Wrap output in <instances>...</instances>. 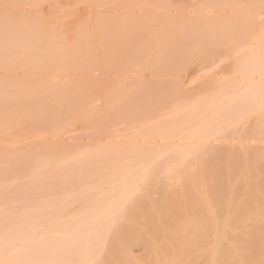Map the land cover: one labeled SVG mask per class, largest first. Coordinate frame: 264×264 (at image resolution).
<instances>
[{
	"label": "rangeland",
	"instance_id": "1",
	"mask_svg": "<svg viewBox=\"0 0 264 264\" xmlns=\"http://www.w3.org/2000/svg\"><path fill=\"white\" fill-rule=\"evenodd\" d=\"M108 1L107 0H0V72L3 73L0 74L1 76L2 75L4 76L5 72L8 73L12 71L11 73L6 74V76L15 75V74L22 75L23 77L19 75L20 81L18 76H14V78L17 77L18 79L16 81H15L16 78L12 79V82L13 83L17 82L15 84H19L20 82L21 84V85L19 84L20 86L22 87H24V85L26 86V88L24 87V90L25 91L27 90L26 92L30 94L31 98L29 94H27L25 91L22 92L27 94L26 95L27 101L28 100L31 102L33 100H35V102L39 101V106H38V102L37 103L32 102L28 113H25V111L22 113L23 116L29 114L26 115V117L22 116V118H19L21 116L19 115L18 118H16L17 115L16 116L13 115L12 118H16L18 122L19 121L21 122L24 128L28 127L27 129L29 130L31 129V127L35 129L34 126H38L39 125L38 123H40L41 127H43L42 130H40L41 128L40 125H39L40 128L36 127L37 130L36 129L35 130L37 132L34 131L32 128L33 132H31L30 135L29 134L27 135L25 134L26 132L24 131L21 134H14V130H16L15 129L16 124H13L12 126L8 127L7 128L8 130L4 128L3 125L0 126L1 128L3 127L2 129L0 128V133H1L0 139L5 138L3 141L0 140L1 149L2 148L6 150L15 149V148H10L13 146L16 147L17 149V146L19 147L20 145H21L20 147H23L22 152H20L21 150L20 151L16 150L17 153L16 151L14 152L13 151L6 152V150L5 151L2 150V152L0 151L2 154L4 152H5L4 154H6V156L4 155V157L3 155L0 154V164L1 163L4 164L6 163V161L9 162L8 165L7 164H5V166L2 164L0 165L1 170L2 168L6 169V170L5 169L2 170V172L5 170L2 174L0 170V176L1 175L3 176V177L1 176L2 178L0 177V184H1L0 191H2L0 192V211L4 210L3 212L5 213L6 210L9 211L10 208L9 213L15 212L16 214L15 217L18 218L19 216L20 218H22L19 219L23 221L26 220L25 216L27 215L29 217L30 214L31 215L34 214L32 216L35 217V219H33L32 216L29 217L25 221V223L23 221L21 222L18 219L22 223L23 228L28 227V225L30 224V223L27 224L26 222H31V226L28 227L29 229L27 228L28 231L26 230V228L25 230L22 228L24 230V233H22V229L20 230L22 226L19 227L20 224H18L17 220L14 219L15 217L12 215L11 217L12 219L10 218V215L12 213L10 215H7L6 217L4 216L5 214L3 215V213L1 212L0 215L1 216L3 215L2 220L5 221L4 223L2 222L1 223L5 227L7 225V228L9 229L7 230V228L5 229L4 226L2 227V225H0L1 230L2 228L5 231L7 230L9 232L11 230V233L9 235L8 234L9 232L7 233L6 231L9 238L5 235V239H9V240H7L4 243L3 240L5 239L1 237L4 235L1 234L3 232H1L0 230L1 232L0 240L3 241L2 245L4 243V246L5 244L7 245V243L11 241L10 243L11 246H9L10 244H8V247L5 246L6 248H10V250L9 249L4 250L3 255L0 256V263L2 264L5 261L8 262L6 264L9 263L19 264V262L23 264V262L21 261L26 260L27 264H29L30 261H32L31 264H36L37 262H39L41 258L39 256L42 255L41 252L37 253V255L31 253L33 255V256L31 255V258H33V260L28 261L30 259V257H28L29 254L25 256V254L21 250L20 251L17 250H19L20 248L22 249L23 248L22 245L24 244H26L24 245V247L29 246L28 244L30 243L33 244L32 242L34 240H35L34 242L36 243V238H38L37 242L40 239V237L42 240L45 237H47L48 239L50 238L49 240H51L56 234L55 230H53L54 225L56 224L61 225V223L64 224L68 222V220L70 221L72 217L75 218L76 215H77L76 218H81L79 216H81V214H84V212L87 211L86 209H88L89 211L91 210L88 208L89 204L87 201L90 202V200L92 201V199H95L97 200L95 201L96 203L97 202L101 203L103 201L102 199L103 195L108 197L111 196L113 198L112 195L114 194L116 195L118 193L120 198L118 197V195L116 196L114 195V197H116L115 199H120L122 201L117 200L116 203V200L113 199L114 200L113 201L109 197L110 200L116 203L118 206L119 204H121V202H124L123 201L124 199H121L123 196L122 195L123 189L117 186L119 190H121L119 191L117 190L118 188H116L115 186L118 184L121 186L123 185L121 184L123 182L119 181L118 179V177L120 178V176L122 175V172L126 173V172H131V171L134 172L139 170L138 171L139 176L143 177L144 176L143 173H145V171L147 172V170L149 171L150 168L155 170L156 171L155 173L157 174L159 172L158 175L156 174L158 176L157 183L151 186L150 189H148V186L144 184L143 180H140L142 181V183L138 181V184H136L137 186L140 184L138 187V192H136L133 197H131L132 196L131 195L130 196L131 198L125 195L126 200H128L129 198L132 200L131 202L130 200H128V204L130 206L132 205L131 206L132 213L136 220L133 221L126 220L127 224H125L126 222L124 221L125 220L124 218H122L121 220H117L118 216H120L121 214V211L118 212L117 210H113L110 212V210L112 209L111 208L109 212L106 213L108 218L107 217L105 218V216H103V218L106 219V221L108 219L106 225H107V229H110V233L108 234L107 237L109 238L111 236L112 230L116 229V227L120 225L121 226L123 225L125 226L126 231H128L129 233H131V235H134L135 237H137L136 236L137 232L135 231V229L139 227L144 229L146 228L148 231L151 230L155 231L156 235L153 239L163 234L166 235L167 237H170L168 235L175 234L176 237H180L179 243L180 241L182 242L186 241V239L189 237V234L190 237L188 239H192V237L195 236L194 235L195 233H193V231L197 232L196 235H198L200 232V231L198 232L197 229H193L194 222L198 220L197 216L199 214L198 212H195L194 208H190V206H188V204L190 205V203L192 202L188 201L187 206H185L186 203L185 204L182 203L183 202L182 200L184 199L181 197H184L183 181L185 178V174H187L188 168L190 169L191 172L193 171L195 172L199 169V159L204 162L202 167L206 172L205 174L207 180L210 182L209 185L213 188L214 191V199L216 203V219L218 220V224H220L221 222L224 223L225 221H229L228 219L230 218L231 220L233 219L235 220V221L233 220V223L232 221L228 222V225L230 224L229 227L230 228L232 227L231 228L232 230L229 229V227L225 223H224L225 225L222 223L221 226H225V227L227 226L228 228L227 227L226 228L228 230L226 228H222L220 225H218L219 228L216 226L218 229L221 228L223 229L218 231V229L216 228V232L218 231V234L216 233L217 235H219L222 232V234H225L227 236L225 239L226 242L224 241L225 244L224 247L226 248V246L229 247L230 245L233 246V247L230 246L231 248V249L229 248L230 251H228V248L225 249L227 252H229V254H226L227 253L226 252L223 255L224 258L226 257L225 259L228 260V262L224 258H222L221 263L222 262L225 263L227 262L226 264L264 263V60L259 64V66L256 69L250 71H244V69L240 68L241 65L238 63L240 59L248 55H255L257 57L264 58L263 56L264 31H254L253 32V38H255L254 42L246 41L244 45L237 46L230 42L231 36H229L230 33L228 32L231 31H229V29L227 30L223 29L222 32L224 33L225 30L228 36L224 33L226 37H221L224 39L225 42L222 40L223 42L221 41L220 42L223 45L221 43L218 44L221 45L220 47L218 46L219 48L217 49L216 64L214 66H210L206 68L199 63V55L196 54L197 56H194L193 54L187 57L185 55L186 52L185 53L180 52L181 46L182 47L185 46L184 44L179 43L180 38H176L179 41H175L173 42V44L171 43L172 45L170 44V46H168L167 44L165 45L164 41H159V42L152 41L149 38L150 36H148L146 33L143 34L142 32H140L143 35L142 36L138 32V29L136 31V29L133 28L134 26H131L132 27L130 28L131 30L128 29V31L120 30L121 33L120 36L118 30H108L101 27L103 25H106V22L100 21L103 23L105 22L103 25L100 26L99 21H97V16L95 17V14L98 15V13H100L99 15L101 16L103 15L102 12L106 11V14L104 13V16L107 15L108 10L109 11L111 10V6H109L107 2L111 4H115L116 2L115 6L112 5L115 8L113 7L114 9H112V13L113 12L114 13L111 14L110 16L114 14H115L114 16H117L118 12L116 11L122 8L121 4L126 5L124 0L121 1L115 0V2H113L114 0L113 1L108 0ZM135 1L137 2L135 3ZM142 1L144 0H141V2L140 0H130V2H133L132 4H135L137 6L141 4L144 5L146 2H148L146 0L144 1L145 3L143 4ZM163 1L165 0H160V2H156L155 0L151 2L150 0V2L152 3L151 5L153 6H157V4L159 3L161 4L162 2L161 6L158 5L159 8L164 7ZM172 1L166 0V2L164 3H166L167 5L168 2H170L171 4L170 3L169 4L171 6H169V4L168 6L170 7V9H172L174 7L179 8L180 6L187 7L188 5L189 7H191L192 5H194V2L196 0H186V2L184 1L183 3L184 6H182L183 5L182 0H181L182 2L180 0L177 1L174 0V2L181 3V4L179 3L174 4L175 6L173 5ZM199 1L200 3L204 2V0L203 1L199 0ZM199 1L197 0L196 2L199 3ZM219 1L221 2V0ZM150 2L146 3V5L150 4ZM196 2L195 4H197ZM185 3H189V4H187L186 6ZM207 3L210 4V0ZM103 4H106L105 7H109V8L105 9ZM119 5L121 8L119 7ZM178 5L180 6L178 7ZM87 7L89 8V10ZM99 7L100 10L98 11ZM117 7L119 9H117ZM165 8L168 7L165 6ZM93 9H97V11L96 10L93 11ZM91 11L93 13L95 12L94 15ZM90 12L92 13V15L90 14ZM107 16H109V13ZM94 17L96 18V21ZM99 19L107 20V17H104L102 19L101 16V18ZM169 28L165 29L167 31H164L165 33L163 32V35L167 34L166 32H168V34H172L170 33ZM172 28H171V32L174 31V33H176V28L175 30H172ZM218 32L219 35L222 33L221 30H219ZM218 32H216V35H218ZM138 34L140 35L138 36ZM145 34L150 41L147 38L143 39L144 41L142 39H139V37L144 38ZM191 34L194 33L190 32V35ZM221 36H223V34H221ZM218 37L220 39V36ZM135 38L136 39L138 38V40H140L141 43L142 42L146 43L148 45L147 48L150 49L152 52L156 53L152 57L151 64L145 69L146 77L144 78L143 82L134 83L132 86H130L127 89L126 92L127 94L126 96L123 97H125L124 101L126 100L129 101L128 99H131L128 103L129 105L123 102V100L121 101L115 100L113 102H110L109 104L107 102L106 104L104 100L105 95L102 86L104 83L97 78L98 77L96 76L97 73L93 74L95 72L94 69L96 67H99L100 64L103 65V61L106 56L111 54L114 55L118 53V51L121 50L122 48L124 49L125 47H129L128 49L133 48V51L137 50L139 48L137 46L139 45L141 46V44ZM225 38L228 39V41ZM184 41L186 40L181 41V43H184ZM189 41L191 43L194 42L193 45H195L197 38L195 41H193L191 35L188 40V43H190ZM205 41L201 40V43ZM176 42L180 44V46L178 44H174ZM208 43H211V41L209 40ZM253 43L254 45L251 47V44ZM149 45H151V47H149ZM135 47L137 48L135 49ZM182 49H184L183 51H185V47ZM159 50H161V53L158 54L157 52ZM187 50L189 51L191 49L188 48ZM29 63H32L33 65H30ZM35 63L36 65H34ZM45 67H47V70ZM63 67L66 68L64 69ZM22 69H24L25 71L27 70L26 73H24L25 71L24 70L22 71ZM55 69H58L59 73L56 72L57 70ZM51 71H53L54 73L53 72L51 73ZM40 72L46 75H42ZM34 73L36 77L34 76ZM57 73L58 75L59 74L60 75L58 76ZM51 75L56 76L57 81L55 82L57 83V87L59 89L57 87H52V85H54L53 83L54 79L50 78L52 77ZM4 77H3V81L2 80L0 81L2 85H4L3 88H5V85H7L5 84V82L8 81V84L11 83V80L9 79L7 80ZM24 77H27L28 80L27 78ZM136 77L141 78V76H136ZM6 78H10V77H6ZM87 78L89 81L87 80ZM52 80L53 82H51ZM98 80L100 84L98 83L97 85L96 82H98ZM46 81L47 82L49 81L50 86ZM90 81L93 85L90 84ZM92 81L93 82L96 81L95 84ZM44 87L46 88V90ZM92 87L96 88L95 91L93 92H92L93 90ZM251 87L256 88V90L253 92H248V89H250ZM41 89L44 93H42ZM29 90L31 92H29ZM80 90H82L81 93ZM64 92H66V94ZM77 92L78 94L80 93L79 96L77 95ZM39 93H41V95ZM32 94L37 98V100ZM49 94L52 97H54V100L53 98H51ZM56 94L58 99L55 96ZM67 94L68 97L73 98V100L75 99L74 97H76L77 99L73 102L71 98H66ZM60 95L61 97L65 95V99H67V101L64 100V97H62V101L60 103L59 101V98L61 100ZM40 96L42 97V99L40 98L39 100L38 98ZM47 96L50 98L46 99ZM43 99L44 101H41ZM86 99H90L89 103L88 100L86 101ZM132 99H135L137 101L136 102L134 100L136 104L135 102H132ZM254 99L256 100L257 104L252 106L253 108L251 109V111L243 110L245 108L244 107L245 104H249L246 102H249V100L251 102ZM69 101H72L70 103L72 104L71 106H69L70 104H68ZM76 101L78 102L76 103ZM55 102L57 103L56 106L60 105V107L57 106L58 115L60 116L59 113H61L60 120L62 117L65 116V118H62L63 122L60 120H56L59 118V116L56 114L57 108H55L54 106ZM34 103L38 108H40L41 106L40 110L42 111L37 109L36 106L33 107V105H35ZM108 105L111 106V110H117L120 107H122L121 109L123 110L124 109L123 107L126 106L127 109L125 107L126 109L125 114L127 113V116L129 117L130 115H132L133 118H135L134 114H137L136 116H138L139 115L138 113H140L141 115L139 116H143L142 115L143 113L144 114L147 113L153 118V121H151L150 125L143 126L142 128L137 126L135 128H131L129 127L128 123H124L125 125L123 124V127L122 125L121 127L123 129L125 128L126 130V127L128 126L127 128L129 130L127 129L120 136L114 135L112 138H104V136H106L105 118H106ZM200 105H203L202 107L204 108V110L202 109L203 111L199 115L196 114V117L194 119L193 112L199 111ZM47 106H49V109ZM65 106H67V108ZM72 107L75 108L74 109L75 112ZM53 108L55 109L54 111ZM63 108H65V111L62 110ZM69 108L70 109L72 108L71 110L72 112L70 111ZM128 108L130 110L133 108L132 110L134 112L128 110ZM240 108L242 109L240 110L239 114H234V116L232 115L233 117L226 115L228 111L231 110L236 111ZM34 109L35 110L37 109L38 113L42 112L40 116L38 113H37L38 116H36V112H33ZM66 109L69 110L67 111ZM45 110L48 111L47 116L43 114L45 113ZM136 110L139 112H137ZM50 111H53L54 113L51 112L52 114L50 115L49 114ZM128 111L132 112L133 114L130 113L129 115ZM67 113L68 116H66ZM72 113L74 114V116L72 115ZM32 114L33 115L35 114L34 117L36 116L38 121H36L37 119L35 120L36 117L34 118ZM42 114L46 118L43 117ZM53 114L54 116H58V117L55 118ZM62 114H64V116H62ZM83 114L85 117L82 116ZM49 115L53 119H55V121H60V125L58 127L56 126L54 120L51 123L52 125H50V122L48 120L46 121L47 124L44 122L45 119L48 118L51 119ZM27 117L29 119L33 117V119L28 120ZM42 117H43L42 119L43 121H40ZM66 117L68 119H66ZM69 117H71V119H69ZM24 119L26 120L24 121ZM150 120L151 118L147 119L144 122V124H148ZM186 120L187 122H189V124H187ZM30 121L32 122L36 121L37 123L35 122L36 123L35 125L34 123H32L33 124L32 125L30 124L31 123ZM43 122L48 126L50 125L51 129H48L49 127L47 128L45 124L42 125ZM24 124L27 125L25 126ZM29 126L31 127L29 128ZM177 129L180 131L179 133L181 134L177 132L178 131ZM207 129L208 131H206ZM39 130L42 133L39 132ZM204 131L209 132V137H208L209 139L207 140H203L201 138L205 133ZM9 132H11L10 135ZM44 132L47 133L45 134ZM148 132L149 133L151 132L152 134L154 132L155 136L157 135L156 136L157 140L147 139L149 138ZM146 133L148 134V136L145 135ZM164 133L167 134L171 133L174 136V139L166 140L163 138L162 140H159L161 139V136H163L162 134ZM2 134L5 136L3 137ZM40 134L41 137L39 136ZM56 135L59 136L56 137ZM181 135L182 136L185 135L189 137V139H182L183 137ZM15 136L17 137L20 136V138L22 136L21 138L22 140H26L27 138L28 139L27 141H22L23 142L22 143L20 138H18L19 139L18 140L15 138ZM32 137L33 139H31ZM50 138L52 139L50 140ZM7 139L8 141H10L9 142L10 144L8 143V141L6 142ZM29 139H31V141H29ZM43 139L44 141L46 140V142L48 143L43 141H41L43 145L42 143H39L40 142L39 140H43ZM35 140L39 142L35 143L36 142ZM26 142L29 143L28 144L29 147H27V150H25L27 146ZM33 143H35L37 146H35V144ZM32 144L33 146H31ZM39 144H41L40 145L41 149L38 146ZM148 144L150 145L153 144L155 146L158 144L159 145V146L157 145L158 149L164 148V150H162L163 153H159V152L147 153V154L136 153L135 155L122 153V150L124 151L125 149L126 151H128L135 146L141 147L140 150L148 149ZM45 145L47 146L49 145L48 148H45L46 147ZM42 148L43 149L45 148L44 153L41 152V150L43 151ZM121 148L122 150L117 152V150ZM33 149L35 151L37 150L39 153L37 151L35 153ZM46 149L48 151H46ZM30 151L33 153H31ZM186 151H189L191 154L189 155L185 154ZM28 154L32 156L29 157ZM1 158L3 159L1 160ZM31 159L33 162L31 161ZM4 160L6 161L3 163L2 161ZM9 160H12L13 162ZM29 160L31 163L29 162ZM46 160L51 162L56 161L55 164L51 166V169L54 170L50 169L53 172H51L50 170H47L45 172L44 167H41V165L44 164ZM23 161H26V163H23ZM41 161L43 162L42 164ZM141 162L143 163L141 164ZM69 163L71 164L69 165ZM22 164L24 165L26 164V165L22 166ZM9 165L12 168L11 170L10 167H8ZM31 165L34 166L32 167ZM132 165H134L135 167ZM68 166H70V168ZM23 168L25 171L22 170ZM67 168L72 170L75 169L73 170L74 175L78 173V175L80 174L79 176L83 175L84 177L85 174V177H87L89 174L93 176L92 177L93 179L92 181L89 180L90 181L89 182L86 181L87 178H83L82 181L84 182L80 180L82 183L79 182L81 183L79 184L76 181V179L78 178L74 176L71 178L72 175L70 176V173L67 171L68 170ZM37 169L41 172L42 175L40 174V172L37 173L38 172ZM12 170L13 172H10ZM31 170L32 172H29ZM6 171H8V173ZM114 171L118 173L115 176H113V179L115 180L112 181L109 175L111 173H114ZM5 172L7 173L8 177L6 176ZM48 172H51L52 174L51 173L47 174ZM63 172L68 174L67 176L68 180L65 176L67 174H63L64 175L63 177L62 175ZM44 173L46 175H44ZM4 174L7 178L4 176ZM40 176L42 178H37ZM3 178L4 180H2ZM63 179L66 180L63 182ZM37 180L40 181V183L42 184V187H40V189L42 190L39 189V185L41 184ZM73 181L75 182L73 183ZM60 182L62 183L61 185L67 182L68 187H65L66 191L64 188L62 189L63 191L59 189ZM84 184H88L86 185L88 188ZM36 185L38 186L37 188L39 189L37 194L34 191ZM77 185L81 187L85 186V188L80 189L81 187H78ZM44 186H46V189L43 190ZM76 186L78 187V189H76ZM114 186L116 190L113 188ZM72 188L75 190L73 191ZM40 191H41V195H38L40 194ZM69 191L74 192L75 196H73L74 194L72 195V197L74 198L72 197H70L69 199L67 198L66 195L72 193V192L69 193ZM81 191L83 192L81 193ZM116 191L121 192V195L119 192ZM83 193L85 196L83 195ZM63 196L66 197L63 198ZM186 196L190 198L193 197V195L189 193H186ZM125 197L123 196V198ZM55 198L57 199L59 198L61 201L63 200L64 201L61 202L59 199L57 200ZM81 198L83 200H81ZM109 198L107 199L105 198V199L109 200ZM85 200H86L85 202L86 204H84L83 202ZM56 201L58 205L57 203L56 205L53 203ZM28 203L30 206H28ZM32 203L33 205H31ZM38 203L39 204L44 203V205L40 204L42 206L39 207L40 205H38ZM49 203H53V205ZM94 204L92 203V205ZM122 205L124 204L122 203ZM12 206L14 207L13 210L14 209L16 211L19 210L20 212L11 210ZM23 206L24 208H26L25 213L22 211V209L24 210ZM58 206L59 208H62V211H60L61 213L60 212L58 213V210H61L58 208ZM83 206L87 208L84 209ZM94 206L100 213L101 207L103 206L100 204H96ZM119 207H121V205H119ZM186 207H187V211H184ZM80 208L83 210H81ZM125 208H123V210ZM36 209L40 211H37ZM72 209L74 210L72 211ZM29 210L30 211L33 210L31 211L32 213L26 214L30 212ZM68 210H69V214L72 211L71 213L73 215L67 214ZM21 212H23V214ZM185 212L186 213L189 212V214L184 216ZM19 214L23 216L21 217ZM3 217H6L7 220ZM37 217L38 219H36ZM92 221L93 219L90 220L89 225L92 223ZM183 224L185 227H183ZM15 226L16 228L19 229L17 230ZM33 226H35V228ZM30 227H33V229ZM13 229L16 230L14 231ZM191 229H193L192 232L191 231L189 232H191L192 234L188 232V230ZM224 229L227 230V233H225ZM26 233L27 234L30 233V235L28 234L29 235L28 236ZM187 233L189 234L187 235ZM23 234L24 235L26 234L27 237H25ZM31 234L36 238H33ZM208 234H210V230L208 231ZM17 235L19 238H17ZM142 235L143 238L141 239L142 240L141 242L133 243L130 246L128 244V247H131V250L128 247H127L128 251H126L127 249L126 250L124 249L125 252L122 251L123 249L121 250L122 253L127 252V254L124 255L122 254V256H119L121 251L119 252L118 255L119 257L117 256V258H121V257H122L121 259L127 258L126 259L127 261H125L123 264H145L146 262L149 261L147 256L148 252L144 246L145 243L144 241L148 240V238L151 235L146 234L145 232H143ZM186 235L188 237H186ZM203 235H204L203 233L202 235L201 233L199 235L202 236L199 239L202 242L200 243V246L203 243L205 245L206 244L208 245L211 242L213 243V241L210 240V239L212 240L214 239V237L211 236V234L208 235L209 237H212L210 239L209 237L206 236L208 240H210L209 243H207L208 241L205 243L206 238H204L205 236L203 237ZM10 236L14 238L12 239V237ZM134 236H132L131 238H135ZM199 236L198 237L195 236V238L193 237L195 239L193 240L196 241V239L199 238ZM22 237H25L24 240H22L23 239ZM30 237H32L31 239L32 242L29 241ZM10 238L12 240H10ZM41 239L39 241H41ZM171 240L169 242H171ZM175 240L176 239L174 238L172 241L174 242ZM226 243L229 245H227ZM210 245L206 247L211 248V246H213V244L211 246ZM4 246H1L0 243L1 248ZM196 246L200 249L199 244H197ZM196 246L193 247L196 248ZM11 249L12 250L16 249V250L12 251ZM232 249L233 251H231ZM7 250L11 251L8 253V256L6 254V252H8ZM0 251L3 250L1 249ZM14 252L23 253V256L20 255L21 258L19 256L20 260L16 256L17 253L15 254ZM9 254L10 256L12 255L14 256L15 254L14 258H16L17 261L18 260L19 261L16 262V260L13 258H12L13 260L9 259L11 258ZM226 255L227 256L229 255V257L227 258ZM7 259L11 261L15 260L14 261L15 263L10 262L9 260L7 261ZM202 260H200L202 264L207 263V261L205 260L202 261ZM191 264H198V263L192 261Z\"/></svg>",
	"mask_w": 264,
	"mask_h": 264
},
{
	"label": "bare ground",
	"instance_id": "2",
	"mask_svg": "<svg viewBox=\"0 0 264 264\" xmlns=\"http://www.w3.org/2000/svg\"><path fill=\"white\" fill-rule=\"evenodd\" d=\"M108 1V0H107ZM111 1H113V0H111ZM110 1V2H111ZM119 1V0H118ZM121 1V0H120ZM125 1V3H126V5H122L121 4V7H120V5H119V7L121 8V9H119L118 7H117V9H119V10H117L116 11V9H115V11L116 12H118L117 13V16H114V15H112V16H110L111 14H113L112 13V9H114L115 7V5H116V2H115V0L113 1V2H115V4H111V3H108L107 2V4H109V6H111V10L109 11L108 10V13H109V16H107L108 15V13H107V15H105L104 16V13L106 14V11L104 12L103 10V15H101L102 16V19L104 18V17H107V20H101V19H99V18H101V16L99 15L100 13H98V15L97 14H95V17L97 16V21H99V24H100V26L101 25H103L105 22H106V25H103V26H101V27H103V28H105V29H108V30H118V32H119V36L121 35V33H120V30L121 31H128V29H130V28H132L131 26H134L133 28H135L136 29V31H137V29H138V32L140 33V32H142L143 34L144 33H146L148 36H150L149 38H150V40H152V41H157V42H159V41H164V43H165V45L167 44L168 46H170V44L172 43L173 44V42H175V41H179V43L180 44H184L185 46V51H183L184 49H182V48H184V47H182L181 46V51L180 52H183V53H185V55L187 56V57H189V56H191V55H193L194 54V56H197V55H199V63L201 64V65H203L204 67H210V66H214L215 64H216V54H217V49L220 47V45L222 44L221 42H223L224 41V39L223 38H221V37H226L225 36V34H226V32H225V30H224V33L222 32L223 31V29H229V31H231V32H228V33H230L229 34V36H231L230 38H231V40H230V42L232 43V44H234V45H237V46H242V45H244L245 44V42L246 41H251V42H254V40H255V38H253V32L254 31H264V0H221V2L219 1V0H210V4L209 3H207V2H209V0H204V2H202V3H200V1H199V3L198 2H196L197 4H195V2H194V5H192L191 7H189V5L187 6V4H189V3H185V5L187 6V7H185L184 6V1L186 2V0H180L181 2H182V6H184V7H181L180 5H178V7L179 8H177V7H174V8H172V9H170V7L169 6H171L170 4V2H168V4H169V6H168V4L166 5V3H164V2H166V0L165 1H163V6L164 7H161V8H159V6L158 5H162V2H161V4L159 3V4H157V6H153V5H151L152 3V1L153 0H151V2H150V0H147L148 2H146V3H149L150 2V4H147L146 5V3L144 2V1H146V0H144V1H142V3L144 4V5H135V4H132L133 2H130V0H124ZM156 2H160V0H155ZM167 1H169V0H167ZM172 1V0H171ZM177 1V0H176ZM201 1H203V0H201ZM219 1V2H218ZM105 2V1H104ZM103 2V3H104ZM112 2V3H113ZM137 1H135V3H136ZM140 2H141V0H140ZM155 2V3H156ZM173 2V5L174 4H178L177 2H174V0L172 1ZM119 3V2H118ZM122 3H123V1H122ZM111 4V5H110ZM137 4H139V3H137ZM154 4V3H153ZM179 4H181V3H179ZM191 4H192V2H191ZM104 5V7L106 6V4H103ZM112 5H114V6H112ZM156 5V4H155ZM95 6V5H94ZM102 6V5H101ZM165 6H167L168 8H165ZM175 6V5H174ZM177 6V5H176ZM89 7V6H88ZM87 7V8H88ZM114 7V8H113ZM95 8V7H94ZM96 8H97V6H96ZM108 9L109 7H105V9ZM156 8V9H155ZM163 9V10H162ZM13 10V9H12ZM27 10V9H26ZM86 10V9H85ZM88 10H89V8H88ZM97 11V9H93V11ZM100 10V7H99V9H98V11ZM87 12V11H86ZM92 12V11H91ZM90 12V14L92 15V13ZM101 12V11H100ZM88 13H89V11H88ZM95 13V12H94ZM94 13H93V15H94ZM100 16V17H99ZM104 16V17H103ZM114 16V17H113ZM94 17V19H95V21H96V18ZM99 19V20H98ZM106 19V18H105ZM100 21H105L104 23L103 22H100ZM98 23V22H97ZM98 25V24H97ZM169 27H173L172 28V30H175V28H176V33H174V31L173 32H171V28H169ZM228 27V28H227ZM166 28H169V31H170V33H172V34H168V32H166L167 34H164L163 35V32L164 31H167V30H165ZM131 30V29H130ZM134 30V29H133ZM132 30V31H133ZM219 30H221V34H223V36H221V34L219 35ZM190 32H192V33H194V34H191L192 35V40L193 41H195L196 40V38H197V41L195 42V45H193L194 44V42H190V43H188V40H189V38H190ZM216 32H218V35H216ZM165 33V32H164ZM141 34V33H140ZM140 34H138V36L140 35ZM146 34H145V36H146ZM189 34V35H188ZM136 35H137V33H136ZM142 35V34H141ZM166 35V36H165ZM194 35V36H193ZM195 35H196V37H195ZM227 36H228V34H226ZM137 36V37H138ZM143 36V35H142ZM144 36V38H140L139 37V39H148V37L146 36L145 37ZM218 36H220V39H219V37ZM189 37V38H188ZM193 37H194V39H193ZM176 38H180L179 40H177ZM188 38V39H187ZM202 38V39H201ZM207 38V39H206ZM136 39V38H135ZM199 39V40H198ZM202 41H205V39H206V43L205 42H203V43H201V40ZM226 39V38H225ZM136 40H138V38L136 39ZM149 40V39H148ZM149 40V41H150ZM183 40H186V41H184V43H181V41H183ZM209 40L211 41V43H208L209 42ZM223 40V41H222ZM227 41H228V39H226ZM144 41V40H143ZM200 41V42H199ZM208 41V42H207ZM219 41V42H218ZM221 41V42H220ZM138 42L141 44V46L139 45V46H137V47H139L137 50H135L137 47H135V51H133V48L132 49H128L129 47H125L124 49L122 48L121 50H119L118 51V53H116V54H111V55H108V56H106L105 58H104V61H103V65L102 64H100L99 65V67H96L95 69H94V73L93 74H95V73H97L96 74V76H98L97 78L100 80V81H102L104 84L102 85L103 86V92H104V95H105V98H104V100H105V102H106V104H107V102H108V104L110 103V102H113V101H115V100H119V101H121V100H123V102H125L126 104H128L129 103V101L131 100V99H128L129 101H124V99H125V97H123V96H126V92H127V89L130 87V86H132L134 83H141V82H143L144 81V78L146 77V72H145V69L151 64V62H152V57H153V55H155L156 53L155 52H152L150 49H148L147 47H148V45L146 44V43H144V42H140V40H138ZM199 44H198V43ZM225 42V41H224ZM196 43H197V45H196ZM219 43H221L220 45H218ZM228 43V42H227ZM171 44V45H172ZM174 44H178L177 42L176 43H174ZM180 44H178L179 46H180ZM225 44V43H224ZM223 45V44H222ZM254 45V43L253 44H251V47ZM219 46V47H218ZM149 47H151V45H149ZM188 48H190L191 50H187ZM158 54L159 53H161V50H159L158 52H157ZM197 54V55H196ZM255 55H248V56H246V57H243L242 59H240L239 61H238V63L241 65L240 66V68L241 69H244V71H250V70H254V69H256L258 66H259V64L264 60V58L263 57H257V56H255ZM264 56V55H263ZM29 62H31V61H29ZM33 63V62H32ZM32 63H29L30 65H33ZM59 63V62H58ZM61 63V62H60ZM25 64V63H24ZM55 64V63H54ZM79 64V63H78ZM34 65H36V63L34 64ZM53 65V64H52ZM51 65V66H52ZM62 65V64H61ZM77 65V64H76ZM29 66V65H28ZM37 67H39V66H37ZM42 67V66H41ZM23 68V67H22ZM24 68H26V67H24ZM31 68V67H30ZM35 68V67H34ZM43 68H44V66H43ZM46 68V70H47V67H45ZM52 68V67H51ZM58 68V67H57ZM64 68V67H63ZM66 68V67H65ZM64 68V69H65ZM68 68V67H67ZM76 68V67H75ZM81 68H82V66H81ZM53 69V68H52ZM77 69V68H76ZM24 69H22V71H23ZM55 70H57L56 72H58V69H55ZM54 70V71H55ZM71 70V69H70ZM5 71H6V69H5ZM9 71V70H8ZM7 71V72H8ZM25 71V70H24ZM27 71V70H26ZM26 71L24 72V73H26ZM39 71H40V69H39ZM4 72V71H3ZM12 71H10V72H8V73H6L5 72V77L2 75L1 76V74H3V73H1L0 74V81L2 80L3 81V77L5 78V79H9V80H11V83L10 84H8V81L7 82H5V84H7V85H5V88H3V86L4 85H2V83L0 82V126H2L3 125V127L4 128H8V127H10V126H12L13 124H16V130H14V134H21V133H23V131L24 132H26L25 134H29L30 135V133L31 132H33V130L34 131H36L37 129H36V127L38 128L39 127V125H40V123H38L39 125L38 126H34L35 127V129L33 128V127H31V126H29V128L31 127V129L29 130V129H27V128H24V126H22V124H21V122L19 121H17L16 120V118H18V116L19 115H21L19 118H22V116H23V112L25 111V113H28V111L30 110V105L32 104V102H35V100H33L32 102L31 101H27V97H26V95L27 94H29V93H27L25 90H24V87L26 88V86L24 85V87H22V86H20L21 84H20V82H19V84H15V83H17V82H15L18 78H19V81H20V77H19V75L20 74H18V75H7L6 76V74H9V73H11ZM43 72V71H42ZM46 72V71H45ZM53 71H51V73H52ZM55 72V73H56ZM62 72V71H61ZM60 72V73H61ZM66 72V71H65ZM14 73H16V72H14ZM41 73V72H40ZM54 73V72H53ZM59 73V72H58ZM58 73H57V75H58ZM71 73V72H70ZM83 73V72H82ZM42 75H46V74H44V73H41ZM50 74V73H49ZM63 74H64V72H63ZM66 74V73H65ZM72 74H74V73H72ZM25 75V74H24ZM41 75V76H42ZM55 75V74H54ZM60 75V74H59ZM58 75V76H59ZM79 75V74H78ZM14 76H18V78L17 77H15L14 78ZM20 76H22V75H20ZM27 76V75H26ZM34 76H35V73H34ZM39 76H40V74H39ZM52 76V75H51ZM57 76V77H58ZM73 76V75H72ZM96 76H95V78H96ZM136 76H141V78H137ZM6 77H10V78H6ZM23 77V76H22ZM31 77V76H30ZM36 77V76H35ZM44 77V76H43ZM48 77V76H47ZM53 77H55V78H53ZM89 77H91V76H89ZM94 77V76H93ZM24 78H27V77H24ZM34 78V77H33ZM49 78V77H48ZM50 78H52V79H54V82H53V80L51 81V82H53L54 83V85H52V87H57V83L55 82V81H57V79H56V76H52V77H50ZM59 78V77H58ZM68 78V77H67ZM97 78H96V80H97ZM12 79H15V83H13L12 82ZM36 79H39V78H36ZM44 79V78H43ZM90 79V78H89ZM27 80H28V78H27ZM42 80V79H41ZM87 80H88V78H87ZM94 80V79H93ZM99 80H98V82H96L97 83V85H98V83H99ZM5 81V80H4ZM35 81V80H34ZM39 81V80H38ZM89 81V80H88ZM24 82V81H23ZM25 82H26V80H25ZM47 82V81H46ZM93 82V81H92ZM95 82H93L94 84H95ZM22 83V82H21ZM29 83V82H28ZM36 83H37V81H36ZM42 83V82H41ZM48 84H49V86H50V83H49V81L47 82ZM27 84V83H26ZM35 84V83H34ZM90 84H92L91 83V81H90ZM100 84V83H99ZM240 84V83H239ZM33 85V84H32ZM93 85V84H92ZM97 85H95V86H97ZM36 86V85H35ZM39 86V85H38ZM45 86H46V84H45ZM101 86V87H102ZM40 88V87H39ZM45 88V87H44ZM58 88V87H57ZM56 88V89H57ZM84 88V87H83ZM93 88V90H92V92L93 91H95V89L96 88H94V87H92ZM220 88H222V87H220ZM27 89H28V87H27ZM43 89V88H42ZM42 89H41V91H42ZM59 89V88H58ZM62 89V88H61ZM102 89V88H101ZM45 90H46V88H45ZM44 90V91H45ZM89 90H90V87H89ZM88 90V91H89ZM256 90V88H253V87H251L250 89H248V92H253V91H255ZM22 91H25L27 94H25L24 92H22ZM33 91V90H32ZM35 91V90H34ZM49 91H50V89H49ZM48 91V92H49ZM65 91V90H64ZM87 91V90H86ZM29 92H31L30 90H29ZM40 92V91H39ZM61 92V91H60ZM67 92V91H66ZM66 92H64L65 94H66ZM82 92V90H80V93ZM84 92V91H83ZM34 93V92H33ZM35 93H37V92H35ZM42 93H44L43 91H42ZM56 93V92H55ZM63 93V94H64ZM80 93L78 94V92H77V95L79 96L80 95ZM90 93V92H89ZM20 94V95H19ZM40 95H41V93H39ZM52 94V93H51ZM54 94V93H53ZM33 95V94H32ZM36 95V94H35ZM45 95V94H44ZM43 95V96H44ZM46 95H47V93H46ZM50 95V94H49ZM92 95V94H91ZM90 95V96H91ZM94 95V94H93ZM29 96H30V94H29ZM34 96V95H33ZM32 96V97H33ZM39 96V95H38ZM51 96V95H50ZM56 96V98H57V94L55 95ZM70 96V95H69ZM72 96V95H71ZM74 96H76V95H74ZM85 96V95H84ZM35 97V96H34ZM33 97V98H34ZM60 97H61V95H60ZM62 97H64V100H66L67 101V99H65V95L64 96H62ZM62 97H61V100H60V98H59V101H60V103H61V101H62ZM92 97V96H91ZM104 97V96H103ZM123 97V98H122ZM30 98H31V96H30ZM36 98V97H35ZM40 98L42 99V97L40 96L38 99L40 100ZM45 98V97H44ZM47 98H50V97H46V99ZM51 98H53V100H54V97H52L51 96ZM66 98H71V97H68V94H67V96H66ZM75 99L73 100V98H71L72 100H73V102L77 99L76 97H74ZM26 99V100H25ZM28 99H29V97H28ZM45 99V100H46ZM58 99V98H57ZM36 100H37V98H36ZM79 100V99H78ZM81 100V99H80ZM88 100V103H89V100L90 99H86V101ZM135 99H132V102H135L134 101ZM137 100H138V98H137ZM251 100V99H250ZM250 100H249V102H246V103H249V104H245V108L243 109V110H246V111H251V109L253 108L252 106H254L255 104H257L256 103V100L254 99V100H252L251 102H250ZM41 101H44V99L43 100H41ZM48 101V100H47ZM38 102V106H39V101H37ZM37 102H35V103H37ZM50 102H51V99H50ZM50 102H49V104H50ZM65 102V101H64ZM63 102V103H64ZM72 101H69V103L68 104H70ZM78 101H76V103H77ZM80 102V101H79ZM137 102V101H136ZM136 102H135V104H136ZM139 102V101H138ZM34 103V104H35ZM131 103V102H130ZM41 104V103H40ZM48 104V103H47ZM47 104H45V105H47ZM56 102H55V108H57L56 110H57V112H56V114L58 115V107L57 106H59L60 107V105H57L56 106ZM59 104V103H58ZM65 104H67V103H65ZM64 104V105H65ZM79 104V103H78ZM133 104V103H132ZM43 105V104H42ZM52 105H53V103H52ZM51 105V106H52ZM63 105V106H64ZM72 104H70L69 106H71ZM81 105V104H80ZM129 105V104H128ZM127 105V106H128ZM36 106V104L35 105H33V107H35ZM50 106V107H51ZM62 106V107H63ZM68 106V107H69ZM77 106H79V105H77ZM84 106V105H83ZM203 105H200V109H199V111H196V112H193V118L195 119V117H196V114L197 115H199L200 113H202V111L204 110V108L202 107ZM46 107V106H45ZM45 107H44V109H45ZM48 107V109H49V106H47ZM66 108H67V106H65ZM74 107V106H73ZM72 107V108H73ZM76 107V106H75ZM90 107V106H89ZM92 107V106H91ZM94 107V106H93ZM97 107V106H96ZM95 107V108H96ZM126 107V106H125ZM125 107H123L124 109V112H123V110L121 109L122 107H120V108H118L117 110H111V106L110 105H108V109H107V113H106V118H105V134H106V136H104V138H112L114 135L115 136H120V135H122L128 128V126L126 127V130H125V128L123 129L122 127H123V124L124 123H128V125H129V127H131V128H135L136 126L137 127H143V126H147V125H150V123H151V121H153V118L150 116V115H148L147 113H143L142 115L143 116H139V115H141L140 113H138L139 115V117L138 116H136L137 114H134L135 115V118H133V116L132 115H130V113L131 114H133L132 112H129L128 111V114L130 115V117L129 116H127V113L125 114V111H126V109H127V107H126V109H125ZM130 107V106H129ZM36 108L37 109H39L40 110V108H41V106H40V108H38L37 106H36ZM52 108V107H51ZM51 108H50V110H51ZM72 108L70 109V111L72 110ZM77 108V107H76ZM84 108V107H83ZM88 108V107H87ZM94 108V109H95ZM131 108V107H130ZM35 110L34 109V111L33 112H36V116H38L37 115V111L38 110ZM68 109V110H69ZM75 108H73V110H74ZM133 109V108H132ZM130 110L129 108H128V110H130V111H133V110ZM203 109V110H202ZM242 108H240V109H238V110H231V111H228L227 113H226V115L227 116H234V114H239V112H240V110H241ZM33 110V109H32ZM32 110H31V112H32ZM55 109L53 108V111H54ZM63 111H65V108H63L62 109ZM67 110V109H66ZM67 110V111H68ZM40 111H42V110H40ZM44 111V110H43ZM53 111H50L49 112V114L51 115L52 113L51 112H53ZM59 111H61V110H59ZM62 111V112H63ZM77 111V110H76ZM85 111V110H84ZM89 111V110H88ZM137 111V110H136ZM135 111V112H136ZM215 111H216V108H215ZM72 112V111H71ZM70 112V113H71ZM74 112H75V110H74ZM134 112V111H133ZM137 112H139V111H137ZM21 113V114H20ZM42 112H39L38 114H39V116H40V114H41ZM54 113V112H53ZM65 113V112H64ZM69 113V112H68ZM68 113H67V115L66 116H68ZM88 113V112H87ZM249 113V112H248ZM45 116H47V114H48V111L47 110H45V113H43ZM42 114V115H43ZM60 114V116H61V113H59ZM80 114V113H79ZM13 115H17L16 116V118H12V116ZM26 115H29V114H26ZM26 115H24L23 117H26ZM31 115V114H30ZM35 115V114H34ZM34 115L32 114V116L34 117ZM41 115V116H42ZM43 115V117H45ZM49 115V116H50ZM69 115H71V114H69ZM72 115L74 116V114L72 113ZM76 115V114H75ZM242 115V114H241ZM35 116V117H36ZM53 116H54V114H53ZM59 116V115H58ZM58 116H54L55 118H57ZM60 116H59V118L58 119H56V120H60ZM62 116H64V114H62ZM73 116H71V117H73ZM83 117H85L84 116V114L82 115ZM132 116V117H131ZM232 116V117H233ZM240 116V115H239ZM238 116V117H239ZM31 117V116H30ZM33 117L32 118H30V119H33ZM34 117V118H35ZM43 117L41 118V120L40 121H43L42 119H43ZM51 117V116H50ZM71 117H69V119H71ZM82 117V118H83ZM136 117H138V118H136ZM28 118V117H27ZM26 118V119H27ZM39 118V117H38ZM46 118V117H45ZM62 118H65V116L64 117H62ZM62 118H61V120L60 121H62L63 122V120H62ZM80 118V117H79ZM149 118H151V120L149 121V123L148 124H144V122L147 120V119H149ZM26 119H24V121L26 120ZM29 118H28V120H30ZM37 119V117L35 118V120ZM66 119H68L67 117H66ZM18 120H20V119H18ZM49 121L50 122V125H52L51 123H52V121L54 120V122L56 123V126L58 127L59 125H60V121H55V119H53L52 117H51V119H45V123H46V121ZM65 120V119H64ZM190 120V119H189ZM191 120H193V119H191ZM36 121H38V119L36 120ZM36 121H30L31 123L30 124H32V123H34V125L37 123ZM36 122V123H35ZM42 123V125H44L45 123ZM59 122V123H58ZM69 122H70V120H69ZM186 122H187V120H186ZM22 123H23V121H22ZM57 123H58V125H57ZM67 123V122H66ZM185 123V122H184ZM47 124V123H46ZM45 124V125H46ZM62 124V123H61ZM71 124H72V122H71ZM70 124V125H71ZM186 124V123H185ZM187 124H189V122H187ZM25 126L27 125V124H24ZM28 125H29V122H28ZM33 125V124H32ZM50 125L48 126V125H46L47 126V128L48 129H51V127H50ZM121 125H122V127H121ZM125 125V124H124ZM2 127V128H3ZM40 127H41V125H40ZM39 127V128H40ZM53 127V126H52ZM1 128V127H0ZM1 128V129H2ZM32 128H33V130H32ZM42 128L43 127H41L40 128V130H42ZM45 128V127H44ZM46 128V129H47ZM14 129V128H13ZM52 129H54V128H52ZM4 130V129H3ZM8 130V129H7ZM39 130V132H41ZM129 130V129H128ZM178 130V129H177ZM181 130V129H180ZM13 131V130H12ZM44 131V130H43ZM104 131V130H103ZM175 131H176V128H175ZM206 131H208V129L206 130ZM206 131H204L205 133H204V135L201 137L203 140H207V139H209L208 137H209V132H206ZM6 132V131H5ZM4 132V133H5ZM37 132V131H36ZM35 132V133H36ZM178 133L180 132L179 130L177 131ZM182 132V131H181ZM8 133V132H7ZM10 133L11 132H9V135H10ZM42 133V132H41ZM45 133V132H44ZM47 133V132H46ZM45 133V134H46ZM61 133V132H60ZM149 133V132H148ZM151 133V132H150ZM149 133V136H148V134L146 133L145 135H147L149 138H147V139H149V140H157V135L155 136V134H154V132H153V134L151 133L150 134ZM184 133V132H183ZM182 133V134H183ZM1 134V133H0ZM58 134V133H57ZM104 134V135H105ZM171 133H164V134H162L163 136H161V139H159V140H162L163 138L164 139H174V136L172 135H170ZM179 134H181V133H179ZM3 135V134H2ZM1 135V136H2ZM33 135H34V133H33ZM32 135V136H33ZM44 135V134H43ZM5 135H3V137H4ZM8 136V135H7ZM40 137H41V134L39 135ZM55 136V135H54ZM59 136V135H58ZM57 135H56V137H58ZM98 136H99V134H98ZM179 136V135H178ZM182 136V135H181ZM11 137V136H10ZM39 137V138H40ZM145 137V136H144ZM183 138L182 139H189V137H187V136H182ZM9 138V137H8ZM14 138V137H13ZM15 138L16 139H18V138H20V136L19 137H17V136H15ZM21 138H22V136H21ZM20 138V140H21V142L22 141H27V139L26 140H22ZM30 138V137H29ZM35 138H36V135H35ZM37 138H38V136H37ZM5 139V138H4ZM4 139H0V140H4ZM31 139H33V137L31 138ZM31 139H29V141H31ZM48 139V138H47ZM52 138H50V140H51ZM10 140H11V138H10ZM15 140V139H14ZM19 140V139H18ZM217 140V139H216ZM1 141V142H2ZM8 141V139L6 140V142ZM32 141H34V140H32ZM36 141V140H35ZM40 141V142H39ZM39 141H36L35 143H42L41 141H43V142H46V140L44 141V139L43 140H39ZM53 141H55V140H53ZM10 141H8V143H9ZM17 142V141H16ZM16 142H15V144H16ZM23 143V142H22ZM25 143V142H24ZM27 143V142H26ZM32 143V142H31ZM35 143H33V144H35ZM46 143H48V142H46ZM49 143H51V142H49ZM57 143V142H56ZM56 143H54V144H56ZM10 144V143H9ZM14 144V143H13ZM28 144L29 143H27L26 145V148H25V150H27V147H29L28 146ZM33 144L31 145V146H33ZM40 145L41 144H39L38 146L40 147ZM42 145H43V143H42ZM158 145V144H157ZM155 146V145H150V144H148V149H145V150H140V148L141 147H132V149L131 150H128V151H126L125 149H124V151L122 150V148L121 149H119V150H117V152L118 151H120V150H122V153L124 154H129V155H135L136 153H141V154H147V153H163V151L162 150H164V148H162V149H158L157 147L159 146ZM3 146V145H2ZM8 146H10V145H8ZM16 146V145H15ZM21 146V145H20ZM18 147L17 146V149H16V147H10V148H15V149H10V150H6V149H1L0 148V151L2 152V150H6V152H8V151H20V152H22V150H23V147ZM24 146H25V144H24ZM35 146H37L36 144H35ZM46 147L45 148H48V146L47 145H45ZM53 146V145H52ZM43 147V146H42ZM50 147H51V145H50ZM164 147V146H163ZM32 148V147H31ZM44 148V149H45ZM40 149H41V147H40ZM43 149V148H42ZM44 149H43V151L41 150V152H43L44 153ZM31 150V149H30ZM34 150V149H33ZM50 150V149H49ZM3 151V152H4ZM17 151H16V153H17ZM35 151V150H34ZM37 151V150H36ZM36 151H35V153H36ZM46 151H48L47 149H46ZM0 152V154L1 155H3V157H4V155L6 156V154H2ZM29 152V151H28ZM31 152V151H30ZM38 152V151H37ZM126 152H128V153H126ZM178 152H181V151H178ZM193 152V151H192ZM24 153V152H23ZM26 153V152H25ZM31 153H33V152H31ZM39 153V152H38ZM46 153V152H45ZM121 153V154H122ZM19 154H22V153H19ZM30 154V153H29ZM28 154V155H29ZM182 154V153H181ZM185 154H187V155H189V154H191L189 151H186L185 152ZM34 155V154H33ZM40 155H42V154H40ZM49 155V154H48ZM30 156H32V155H29V157ZM44 156V155H43ZM2 157V156H1ZM8 157V156H7ZM33 157H35V156H33ZM38 157V156H37ZM46 157V156H45ZM127 157V156H126ZM199 157V156H198ZM6 158V157H5ZM24 158H25V156H24ZM32 158V157H31ZM51 158V157H50ZM3 158H1V160H2ZM7 159V158H6ZM36 159V158H35ZM52 159H53V157H52ZM199 159V158H198ZM42 160V159H41ZM45 160V159H44ZM51 160V159H50ZM55 160V159H54ZM53 160V161H54ZM6 160H4V161H2L3 163L5 162ZM9 161H11V162H13L12 160H9ZM31 161H32V159H31ZM142 161V160H141ZM198 161V160H197ZM8 161H6V163H4V164H2V165H4L5 166V164H9V162L7 163ZM29 162H30V160H29ZM33 162V161H32ZM36 162V161H35ZM39 162V161H38ZM56 162V161H55ZM55 162H51V161H47L46 160V162L44 163V164H42L43 162L41 161V167H44V170H45V172L47 171V170H50L51 169V166H53L54 164H55ZM17 163V162H16ZM16 163H15V166H16ZM23 163H26V161H23ZM31 163V162H30ZM72 163V162H71ZM71 163H69V165L71 164ZM138 163V162H137ZM143 162H141V164H142ZM203 161L202 160H200L199 159V169L197 170V171H193V172H191L190 171V169L188 168V170H187V174H185V178H184V181H183V192H184V197H181V198H183L184 200H182L183 202L182 203H186L185 204V206H187V204H188V201L189 202H192V203H190V205L188 204V206H190V208H194L195 209V212H198V220L196 221V222H194V227H193V229H197L198 230V232H199V234L198 235H196V231H193V233H195L194 235L195 236H199L200 235V233H201V235H202V233L204 234L203 235V237L204 238H206L204 241H205V243L207 242V243H209V241L211 240V241H213V243L211 242L210 244L212 245L213 244V246H211L210 244H208V245H210L211 246V248H209V247H206V246H208L207 244L205 245L204 243L203 244H201V246H200V243H202L199 239H200V237H202V236H199V238H197L196 239V241H194L195 239V236H193L192 237V239H188L189 237H190V234L189 233H191L192 232V230L193 229H191V230H188V232L189 231H191V232H189V233H187V235L189 234V237L186 235V237H188L187 239H186V237H185V239H186V241H184V242H182V241H180V243H179V240H180V237H176L175 236V234H172V235H168V236H170V237H167L166 235H160L159 237L157 236L155 239H153L154 237H155V235H156V233H155V231H153V230H151V231H148L146 228L144 229V228H137V229H135V231L137 232V234H136V236L138 237H135L134 235H131V233H129L128 231H126V229H125V226H118V227H116V229H114V230H112L111 231V236L108 238L107 236H108V234L110 233V229H107V221H108V219H107V221H106V219H104L103 218V216H105V218L107 217V214L106 213H108L109 212V210H110V212L111 211H113V210H117L118 212H120L121 211V214H120V216H118V218H117V220H121L122 218H124L123 220L126 222V220L127 221H133V220H136L135 219V217L133 216V213H132V205L130 206L129 204H128V200H130V202L132 201L130 198L131 197H133L134 195H135V193L136 192H138V187H139V185L137 186L136 184H138V181H140V180H143V182H144V184L145 185H147L148 186V189H150V187L151 186H153V185H155L156 183H157V180H158V174H159V172H158V174L157 173H155L156 171L155 170H153V169H149V171L147 170V172L145 171V173H143V177L142 176H139V174H138V171H131V172H126V173H124V172H122V175L120 176V174H119V176H120V178L118 177V179H119V181H121V182H123V183H121V184H123L122 186L121 185H115L116 186V188H118L117 186H119L120 188H122L123 189V191H122V195L125 197V195H127V196H131L128 200H126V197L125 198H123V196H122V198L121 199H124L123 201L124 202H121V204H119V205H121V207H119V205L117 206V200H120V199H115L116 197H114V195H112L113 196V198L111 197V196H109L112 200L114 199V200H116V203H114L113 201H111L110 200V198L108 197V196H105V195H103L102 196V199H103V201L101 202V203H96L95 201H97V200H95V199H92V201L90 200V202L89 201H87L88 202V208L89 209H91L90 211L88 210V209H86L87 211L86 212H84V214H81V216H79V217H81V218H76V216H75V218H73L72 217V219L69 221L68 220V222H66V223H64V224H62L61 223V225H54L53 226V230H55V232H56V234H55V236H54V234H53V238L51 239V240H49L47 237H45V238H43V240L41 239V237H40V239H41V241H39L38 240V242H37V239L38 238H36L35 236H32V234H31V236L33 237V238H36V243L33 241H31V239H32V237H30V242H32L33 244H28L29 246H25L24 247V245H26V244H24V245H22V249L20 248L19 250H17V251H22L24 254H25V256L26 255H28L29 254V256L28 257H30V259L28 260V261H30V260H33V258H31V253H33V254H36L37 255V253H39V252H41L42 253V255H39L41 258H40V260H39V262H37V263H39V264H123L125 261H127L126 259H121V258H117V256L119 255V252L122 250L123 252H125L124 251V249L126 250L127 249V247H128V244H129V246L130 245H132L133 243H136V242H141L142 240V238H143V232H145L146 234H150L151 236L148 238V240H146V241H144L143 243H144V246H145V248H146V250H147V252H148V254H147V256H148V262H146L145 264H191V262L193 261V262H197L198 264H202V262H200V260H205V261H207V263H205V264H223V263H225V262H222L221 263V261H222V258H224L223 257V255H224V253H226L227 251L225 250L226 248H228V251H230L229 250V248H230V246L229 247H227L226 246V248L224 247L225 246V244H224V241L226 242V235L225 234H222V232L219 234V235H217L218 234V231H220L222 228H226L227 226L229 227V225H228V222L229 221H232V223H233V220H231V218L230 219H228L229 221H225L224 223L225 224H227V226L225 227V226H221L222 225V223L223 222H221L220 223V221H219V223L220 224H218V220L216 219V203H215V199H214V191H213V188L209 185V181L207 180V178H206V172H205V170L203 169ZM0 164V165H1ZM14 164V163H13ZM12 164V165H13ZM33 164V163H32ZM36 164H38V163H36ZM62 164V163H61ZM18 165V164H17ZM24 164H22V166H23ZM26 165V164H25ZM24 165V166H25ZM40 165V164H39ZM136 165V164H135ZM3 166V167H4ZM32 166V165H31ZM34 166V165H33ZM32 166V167H33ZM38 166V165H37ZM72 166V165H71ZM132 166H134V165H132ZM141 166V165H140ZM8 167H10V165L8 166ZM13 167V166H12ZM28 167V166H27ZM27 167H25V168H27ZM40 167V166H39ZM65 167V166H64ZM69 168H70V166H68ZM135 167V166H134ZM7 168V167H6ZM16 168V167H15ZM18 168V167H17ZM20 168V167H19ZM35 168V167H34ZM54 168V167H53ZM69 168H67V169H65V170H67L69 173H70V176H71V178L74 176V177H76V178H78V179H76V181L79 183V182H81L82 181V179L83 178H87L86 179V181H92V175H89L88 174V176L87 177H85V174H84V177H83V175L82 176H79L78 175V173L76 174V175H74V172H73V170H75V169H69ZM140 168V167H139ZM3 169H5V168H2V170ZM9 169V168H8ZM12 168L10 167V170H11ZM29 169V168H28ZM32 169V168H31ZM134 169V168H133ZM138 169V168H137ZM0 170H1V168H0ZM2 170H1V174L6 170H4L3 172H2ZM19 170V169H18ZM22 170H24V168L22 169ZM21 170V171H22ZM38 170V169H37ZM43 170V169H42ZM51 170H54V169H51ZM50 170V171H51ZM61 170V169H60ZM65 170H64V172H65ZM135 170V169H134ZM9 171V170H8ZM8 171H6L7 173H8ZM25 171V170H24ZM23 171V172H24ZM5 172V173H6ZM10 172H13V170L12 171H10ZM14 172H15V169H14ZM29 172H32V170L31 171H29ZM37 172V171H36ZM35 172V173H36ZM40 171L38 170V172L37 173H39ZM51 172H53V171H51ZM51 172H48L47 174H50ZM62 173V175L63 174H67V173ZM7 173H6V176H7ZM55 173H56V171H55ZM54 173V174H55ZM118 172H115L114 171V173H111L110 175H109V177H110V179L113 181V180H115V179H113V176H115L116 174H117ZM18 174H19V172H18ZM40 174H41V172H40ZM39 174V175H40ZM52 174V173H51ZM57 174H58V172H57ZM60 174V173H59ZM81 174H83V173H81ZM157 174V175H156ZM16 175V174H15ZM42 175V174H41ZM44 175H46L45 173H44ZM188 175V176H187ZM2 176V175H1ZM0 176V177H1ZM4 176H5V174H4ZM5 176V177H6ZM38 176V175H37ZM66 176V178H67V180H68V174L67 175H65ZM69 176V177H70ZM187 176V177H186ZM3 177V176H2ZM1 177V178H2ZM4 177V178H5ZM8 177V176H7ZM6 177V178H7ZM63 177H64V175H63ZM4 178L2 179V180H4ZM37 178H42L41 176L40 177H37ZM109 179V180H110ZM117 179V180H118ZM40 180V179H39ZM66 180V179H65ZM64 179H63V182L65 181ZM81 180V181H80ZM116 180V181H117ZM38 181V180H37ZM72 181V180H71ZM89 181V182H90ZM39 183H40V181H38ZM41 182H42V179H41ZM75 181H73V183H74ZM82 182H84V181H82ZM81 182V183H82ZM141 183H142V181H140ZM35 183H37V182H35ZM38 183V184H39ZM72 183V182H71ZM81 183H79V184H81ZM88 183V182H87ZM41 184V183H40ZM62 183L60 182V187H59V189H65V187H68L67 186V182H65V184L63 183V185H61ZM77 184V183H76ZM75 184V185H76ZM89 184V183H88ZM88 184H84L85 186L86 185H88ZM1 185V184H0ZM72 185V184H71ZM75 185H73V186H75ZM83 185V184H82ZM90 185V184H89ZM2 186H3V184H2ZM61 186H62V188H61ZM78 186V185H77ZM76 186V189H78V187H81V186H78L77 187ZM85 186L83 187H81L80 189H82V188H85ZM115 186L113 187L115 190H116V188H115ZM36 188L34 189V191L36 192V194H37V192H38V190L40 189V187H42V184L41 185H39V189L37 188L38 186L36 185L35 186ZM87 187V186H86ZM91 187V186H90ZM1 188V187H0ZM48 188V187H47ZM88 188V187H87ZM87 188H86V191H87ZM36 189H37V191H36ZM44 189H46V186H44V188H43V190ZM73 189V188H72ZM71 189V190H72ZM80 189H79V192H80ZM2 190H3V188H2ZM40 190H42V189H40ZM51 190V189H50ZM75 189H73V191H74ZM114 190V191H115ZM117 190H119V188L117 189ZM125 190V191H124ZM33 191V192H34ZM63 191V190H62ZM65 191H66V189H65ZM84 191V190H83ZM83 191H81V193L83 192ZM119 191H121V190H119ZM119 191H116V192H119ZM0 192H2V191H0ZM34 192V193H35ZM70 192H72V191H69V193ZM115 192V193H116ZM67 193V192H66ZM80 193V194H81ZM85 193V192H84ZM84 193H83V195H84ZM87 193V192H86ZM120 193V195H121V192H119ZM186 193H189V194H192L193 195V197H187L186 196ZM68 194V193H67ZM74 194V192H72L71 194H69V195H66L67 196V198L69 199L70 197H72V195ZM34 195V194H33ZM32 195V196H33ZM38 195H41V191H40V194H38ZM37 195V196H38ZM87 195V194H86ZM89 195H90V193H89ZM116 195H118V193L116 194ZM115 195V196H116ZM27 196V195H26ZM54 196H56V195H54ZM58 196V195H57ZM66 196H63V198L64 197H66ZM73 196H75V194L73 195ZM85 196V195H84ZM88 196V195H87ZM104 196H105V198L107 199V198H109V200H106L105 198H104ZM25 197V196H24ZM59 197H60V194H59ZM83 197V196H82ZM91 197V196H90ZM118 197L120 198V196L118 195ZM146 197H147V195H146ZM31 198V197H30ZM72 198H74V197H72ZM79 198H80V195H79ZM84 198V197H83ZM88 198V197H87ZM32 199V198H31ZM55 199H57V198H55ZM59 199V198H58ZM57 199V200H58ZM66 199V198H65ZM190 199V200H189ZM60 200V199H59ZM67 200V199H66ZM65 200V201H66ZM76 200V199H75ZM74 200V201H75ZM81 200H83L82 198H81ZM61 201V200H60ZM64 201V200H63ZM63 201H61V202H63ZM71 201H72V199H71ZM78 201H79V199H78ZM120 201H122V200H120ZM35 202V201H34ZM59 202V201H58ZM67 202V201H66ZM65 202V203H66ZM84 202V204H86L85 202H86V200L85 201H83ZM94 204V203H96V204H100V205H102L103 207H101V210H100V213L98 212V210L96 209V207L94 206V205H96V204H94V205H92V203ZM30 203V202H29ZM29 203H28V206H30L29 205ZM47 203V202H46ZM46 203H45V205H46ZM55 205H56V203H57V201L56 202H53ZM53 203H49V204H52L53 205ZM64 203V204H65ZM81 203V202H80ZM120 203V202H119ZM122 203L124 204V205H122ZM40 204H43L44 205V203H40ZM39 203H38V205H40ZM59 204H61V203H59ZM74 204H77V203H74ZM83 204V205H84ZM131 204H133V203H131ZM31 205H33V203L31 204ZM34 205H35V203H34ZM37 205V204H36ZM57 205H58V203H57ZM71 205V204H70ZM127 205H128V207H127ZM25 206V205H24ZM24 206H23V208H24ZM27 206V205H26ZM42 205H40L39 207H41ZM60 206V205H59ZM59 206H58V208H59ZM69 206V205H68ZM73 206V205H72ZM76 206V205H75ZM86 206V205H85ZM85 206H83L84 207V209L85 208H87V207H85ZM112 206V207H111ZM114 206H115V208H114ZM117 206V207H116ZM127 207V208H125V207ZM32 207V206H31ZM33 207H35V206H33ZM36 207H38V206H36ZM61 207V206H60ZM74 207V206H73ZM80 207V206H79ZM125 208L124 210H123V208ZM13 206L11 207V210H13ZM18 208V207H17ZM28 208V207H27ZM75 208V207H74ZM121 208H122V210H121ZM22 209V208H21ZM59 209H61V210H58V213L60 212V211H62V208H59ZM76 209V208H75ZM81 209V208H80ZM198 209V210H197ZM37 211H40V210H38V209H36ZM74 209H72V211H73ZM77 210V209H76ZM81 210H83V209H81ZM80 210V211H81ZM188 210H189V207H188ZM4 210H2V211H0V214H1V212L3 213V215L4 216H6L7 217V215H10L11 213V215H10V218L12 217V215L15 217L16 216V214H15V212L13 213V212H11V213H9L10 212V208H9V211L8 210H6V212L4 213L3 212ZM13 211H16L15 209L13 210ZM22 211L25 213V211H26V208H24V210L22 209ZM30 211V210H29ZM28 211V212H29ZM31 211H33V210H31ZM29 212V213H26V214H30V213H32V212ZM71 211V212H72ZM80 211H78V212H80ZM85 211V210H84ZM184 211H187V207L184 209ZM16 212H20L19 210L18 211H16ZM23 212H21L22 214H23ZM35 212V211H34ZM70 212V214H72ZM75 212V211H74ZM195 212H193V213H195ZM61 213V212H60ZM15 214V215H14ZM36 214V213H35ZM38 214V213H37ZM64 214V213H63ZM67 214H69V210H68V212H67ZM69 214V215H70ZM77 214V213H76ZM79 214V213H78ZM110 214V213H109ZM189 214V212L188 213H186L185 212V215L184 216H186V215H188ZM2 215V216H3ZM20 216H21V214H19ZM32 215H34V214H32ZM31 214L29 215V217H31L32 216ZM66 215V214H65ZM73 215V214H72ZM75 215V214H74ZM82 215H83V217H82ZM1 216V215H0ZM2 216L0 217V219H1V221H0V225H2V227L4 226L2 223H4L5 221H3L2 220ZM23 216V215H22ZM21 216V217H22ZM90 216V217H89ZM229 216V215H228ZM6 217H3V218H5L6 220H7V218ZM13 217V218H14ZM28 217V215L27 216H25V218H26V220L29 218ZM33 217V216H32ZM69 217H71V216H69ZM197 217H195V218H197ZM20 217L18 216V218L17 217H15L14 219H16L17 220V223L18 224H20L19 225V227H21L22 226V221L23 220H20V219H22V218H20ZM108 218V217H107ZM12 219V218H11ZM13 219V220H14ZM21 221H19V220ZM33 219H35V217H33ZM36 219H38V217L36 218ZM76 219H78V220H76ZM91 219H93V221H92V223L89 225V223H90V220ZM15 220V221H16ZM26 220H24L23 222L25 223V221ZM32 220V219H31ZM216 220H217V222H216ZM8 221H10V220H8ZM29 221V220H28ZM235 221V220H234ZM2 222V223H1ZM20 222V223H19ZM33 222V221H32ZM27 224L28 223H30L29 225H28V227L29 226H31V222H26ZM223 223V224H224ZM231 223V224H232ZM125 224H127V222L125 223ZM224 224V225H225ZM218 225H220L222 228L221 229H218L219 227H218ZM26 226V225H25ZM218 228H217V227ZM234 226V225H233ZM28 227H25L26 228V230L28 231ZM34 228H35V226H33ZM33 227H30V228H32L33 229ZM183 227H185L184 226V224H183ZM227 227V228H228ZM4 228L6 229L7 228V225H6V227L4 226ZM12 228H14V227H12ZM15 228H16V226H15ZM23 228V226L20 228V230ZM25 228H23L24 230H25ZM28 228V229H27ZM216 228L218 229V231L216 232ZM226 228V229H227ZM232 228V227H231ZM230 227H229V229H231ZM17 230L19 229V228H16ZM16 229H13L14 231L16 230ZM22 229V233H24V230ZM31 229V230H32ZM226 229H224V231H225V233H227V230ZM0 230H1V226H0ZM2 230H4L3 228H2ZM1 230V232H3V233H1L2 235H4V236H1V237H3L4 239H5V235L8 237V234L10 235V233H11V230H10V232L9 231H7V230H9L8 228H7V233H6V231L4 230V231H2ZM12 230V231H13ZM35 230V229H34ZM33 230V231H34ZM46 230V229H45ZM210 230V234H211V236H213L214 237V239L212 240V239H210V238H212V237H209L208 235H210V234H208V231ZM223 230V229H222ZM232 230V229H231ZM48 231V230H47ZM223 231V232H224ZM20 232V231H19ZM228 232H230V231H228ZM18 233V232H17ZM42 233H43V231H42ZM208 235H207V234ZM217 233V234H216ZM15 234H16V232H15ZM27 234V233H26ZM26 234L24 235L25 237H27L26 236ZM29 235H30V233H28ZM27 234V235H28ZM192 234V233H191ZM206 234V235H205ZM19 235V234H18ZM18 235H17V238H19L18 237ZM28 235V236H29ZM36 235V234H35ZM43 235V234H42ZM131 235V236H130ZM228 235V234H227ZM14 236V235H13ZM132 236H134L135 238H131ZM173 236H174V238L176 239L174 242L172 241L174 238H173ZM209 237V239L210 240H208V238L207 237ZM229 236V235H228ZM0 237V238H1ZM10 237H12V236H10ZM16 237V236H15ZM25 237H22L23 239L22 240H24V238ZM9 238V237H8ZM14 237H12V239H13ZM20 238H21V236H20ZM173 238V239H172ZM11 238H10V240H12ZM171 240V242H169L170 240ZM194 239V240H193ZM202 239V238H201ZM228 239V238H227ZM7 240H9V239H5V240H3L4 241V243L7 241ZM169 240V241H168ZM198 240H199V242H198ZM1 242V246H4V243H3V245H2V240H0ZM203 241V240H202ZM130 242V243H129ZM196 242H198V243H196ZM229 242V241H228ZM227 242V243H228ZM11 243V241L10 242H8L7 243V245L5 244V246L6 247H8V244H10ZM226 243V244H227ZM230 243V242H229ZM197 244H199V246H200V249L196 246ZM227 245H229V244H227ZM4 246V247H5ZM9 246H11V244L9 245ZM193 246H196V248L195 247H193ZM4 247H0L3 251H0V256L1 255H3V253H4V250L5 249H9L10 250V248H4ZM231 247H233V246H231ZM235 247V246H234ZM255 247V246H254ZM4 248V249H3ZM130 250H131V247H128ZM224 248V249H223ZM253 248V247H252ZM0 249V250H1ZM231 249V248H230ZM12 250V249H11ZM14 250H16V249H14ZM14 250H12V251H14ZM8 251V250H7ZM122 251L120 252V255L119 256H122V254L124 255V254H127V252L126 253H122ZM126 251H128V249L126 250ZM231 251H233V249L231 250ZM2 252V253H1ZM6 252V251H5ZM9 252H11V251H8V252H6V254H7V256H8V253ZM19 253V252H16L17 253V257H18V259L20 260V258H21V256H23V253ZM15 253V252H14ZM15 253V254H16ZM18 253H19V255H18ZM40 253V254H41ZM231 253V252H230ZM13 254V253H12ZM11 254V255H12ZM15 254H14V256H15ZM226 254H229V252H227ZM21 255V256H20ZM9 256H10V254H9ZM14 256L12 255V256H10L11 258H9V259H15L16 260V258H14ZM19 256H20V258H19ZM24 256V257H25ZM33 256V255H32ZM38 256V257H39ZM118 256V257H119ZM129 256H131V255H129ZM227 256V255H226ZM203 257V258H202ZM229 257V255L227 256V258ZM117 258V259H116ZM226 258V257H225ZM224 258V259H225ZM9 259H7V261L9 260ZM12 259V260H13ZM24 259V258H23ZM22 259V260H23ZM36 259V258H35ZM119 259V260H118ZM121 259V260H120ZM14 260V261H15ZM18 260V261H19ZM202 260V261H203ZM226 260V259H225ZM10 262H12V263H15L14 261H11V260H9ZM17 260H16V262H18ZM37 261H38V259H37ZM227 262H228V260H226ZM262 261V260H261ZM5 262V261H4ZM3 262V263H4ZM21 262H23V264H27V262H26V260L25 261H21ZM226 262V263H227ZM2 263V264H3ZM6 263H8V262H5L4 264H6ZM32 263V261H30V263L29 264H31ZM36 263V264H37ZM225 263V264H226ZM1 264V263H0ZM10 264V263H9ZM19 264H22V263H20L19 262ZM260 264H264V263H260Z\"/></svg>",
	"mask_w": 264,
	"mask_h": 264
}]
</instances>
